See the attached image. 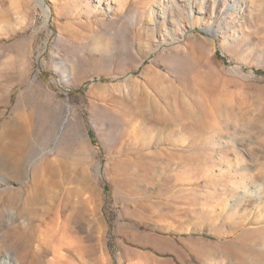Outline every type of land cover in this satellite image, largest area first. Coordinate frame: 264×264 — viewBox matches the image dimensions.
<instances>
[{
  "label": "rangeland",
  "instance_id": "rangeland-1",
  "mask_svg": "<svg viewBox=\"0 0 264 264\" xmlns=\"http://www.w3.org/2000/svg\"><path fill=\"white\" fill-rule=\"evenodd\" d=\"M191 1L0 0V264H264V0Z\"/></svg>",
  "mask_w": 264,
  "mask_h": 264
},
{
  "label": "bare ground",
  "instance_id": "bare-ground-1",
  "mask_svg": "<svg viewBox=\"0 0 264 264\" xmlns=\"http://www.w3.org/2000/svg\"><path fill=\"white\" fill-rule=\"evenodd\" d=\"M189 1H190V5H191L192 1L191 0H189ZM38 2L44 9H46V7L44 6V0H38ZM189 16H190L191 20H193V11L192 10L189 11Z\"/></svg>",
  "mask_w": 264,
  "mask_h": 264
},
{
  "label": "trees",
  "instance_id": "trees-1",
  "mask_svg": "<svg viewBox=\"0 0 264 264\" xmlns=\"http://www.w3.org/2000/svg\"><path fill=\"white\" fill-rule=\"evenodd\" d=\"M219 55V57H221V55L220 54H218Z\"/></svg>",
  "mask_w": 264,
  "mask_h": 264
}]
</instances>
